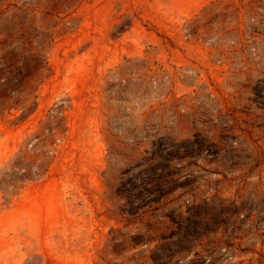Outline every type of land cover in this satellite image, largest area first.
Masks as SVG:
<instances>
[{
	"label": "rangeland",
	"instance_id": "rangeland-1",
	"mask_svg": "<svg viewBox=\"0 0 264 264\" xmlns=\"http://www.w3.org/2000/svg\"><path fill=\"white\" fill-rule=\"evenodd\" d=\"M0 264H264V0H0Z\"/></svg>",
	"mask_w": 264,
	"mask_h": 264
}]
</instances>
